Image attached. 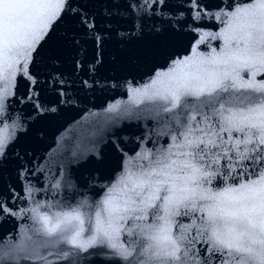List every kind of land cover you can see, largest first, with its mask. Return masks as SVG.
Wrapping results in <instances>:
<instances>
[{
	"label": "snow or ice",
	"instance_id": "1",
	"mask_svg": "<svg viewBox=\"0 0 264 264\" xmlns=\"http://www.w3.org/2000/svg\"><path fill=\"white\" fill-rule=\"evenodd\" d=\"M115 2L131 12L134 27L157 12L163 18L169 4V0ZM187 4L196 10L191 16L196 27L204 19L206 6L199 0L194 5L187 0ZM227 8L230 11L221 19L223 31L204 37L222 40L219 51L175 58L168 70H157L156 78L137 90L155 105L144 110L148 112L145 120L166 122L170 141L138 154L147 164L109 188L89 216L88 239H81L85 220L80 209L85 203L53 216L33 209L38 227L31 229L24 247L20 241H0V264L44 259L40 249L61 243L70 245V249H60L64 258L78 256L71 249L88 252L98 245L110 247L127 264H264V83H254L257 73H264V0L247 7L233 0ZM66 10H71L69 0H0V169L7 164L5 147L22 127L18 118L6 122V100L15 95V81L25 79L32 93L23 98L32 102L38 115L46 111L38 100L36 74L29 70L25 76L24 69L35 66ZM80 23L85 35L102 48L103 34L94 20L81 16ZM52 64L54 75L49 78L57 83L55 59ZM242 72L250 73L253 80H244ZM113 147L119 149V145ZM94 158L103 157L97 151ZM217 172L246 179L212 191L205 184ZM18 211L0 199V216ZM184 218L190 221L188 226ZM125 229L136 237L129 241L135 245L131 249L118 243Z\"/></svg>",
	"mask_w": 264,
	"mask_h": 264
},
{
	"label": "water",
	"instance_id": "2",
	"mask_svg": "<svg viewBox=\"0 0 264 264\" xmlns=\"http://www.w3.org/2000/svg\"><path fill=\"white\" fill-rule=\"evenodd\" d=\"M199 2L206 7L202 9L204 19L196 27L191 19L196 10L187 0H169L163 18L157 12L145 16L134 27L131 12L115 0H69L71 10H66L54 26L35 66L29 64L24 69L25 76L29 70L36 74L38 100L46 111L38 115L32 102L23 98L32 93L25 79L15 81V95L6 100V122L11 124L12 118H18L22 127L4 149L7 164L0 169V199L19 211L12 216H0V241H20V247H24L27 237L32 235L31 229L38 227L33 209L40 215L53 216L71 211L81 203L86 204L80 209L85 220L81 239L86 241L90 235L89 216L109 188L147 164L138 154L168 144L170 129L166 122L145 120L148 112L144 110L155 105L137 90L147 87L156 78L157 70H168L173 59L203 57L223 47L222 40L204 37L223 31L221 19L230 11L227 5L233 0ZM234 2L247 7L256 0ZM81 16L94 20L103 34L102 48L85 35ZM54 59L57 83L49 78L54 75ZM241 76L253 80L250 73L242 72ZM59 80L64 83L59 84ZM83 81L89 84H82ZM92 81L96 84L91 85ZM254 83H264V73H257ZM17 97L19 101L14 102ZM113 106L115 111H107ZM53 108L55 111L50 110ZM113 145H119L123 151ZM97 151L102 160L94 158ZM244 179L235 180L217 172L205 187L219 191ZM184 222L186 226L190 223L188 218ZM132 239L136 237L129 236L125 229L118 243L131 249L135 247L129 243ZM60 249H70V245L61 243L40 249L44 259H20L18 264H127L110 247L96 245L88 252L71 249L79 254L67 258L62 257ZM132 258L135 259V253Z\"/></svg>",
	"mask_w": 264,
	"mask_h": 264
}]
</instances>
